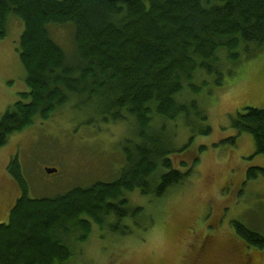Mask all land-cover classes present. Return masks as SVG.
I'll return each mask as SVG.
<instances>
[{
  "label": "trees",
  "instance_id": "trees-1",
  "mask_svg": "<svg viewBox=\"0 0 264 264\" xmlns=\"http://www.w3.org/2000/svg\"><path fill=\"white\" fill-rule=\"evenodd\" d=\"M10 16L24 24L17 51L28 91L1 116L0 147L34 118H49L73 98L75 109L90 110L104 123L131 121L139 140L124 146V167L116 180L53 198L27 197L13 158L8 169L23 192L8 221L0 223V264H69L68 239L81 231L78 239L84 241L92 224L104 227L108 219L112 231L124 234L122 221L143 213L127 206L126 192L162 197L186 183L199 160L184 172L174 167L167 129L152 121L188 114L175 96L185 86L199 90L193 83L198 71L221 75L220 53L236 63L264 48V0H0V38L7 35ZM52 26L72 29L70 57L52 39ZM190 110L206 119L196 102ZM231 126L251 134L255 154L264 155V106L242 108ZM259 173L264 169L252 167L247 176ZM233 224L247 245L264 247V236Z\"/></svg>",
  "mask_w": 264,
  "mask_h": 264
},
{
  "label": "rangeland",
  "instance_id": "rangeland-1",
  "mask_svg": "<svg viewBox=\"0 0 264 264\" xmlns=\"http://www.w3.org/2000/svg\"><path fill=\"white\" fill-rule=\"evenodd\" d=\"M23 28L21 19L10 16L7 35L0 38V118L20 92L28 91L17 51ZM50 33L70 57L72 29L52 26ZM219 57L221 75L198 71L193 83L199 90L185 86L175 96L188 114L152 121L167 129L174 167L184 172L198 157L190 179L159 198L139 190L126 192L127 206L141 207L143 213L134 221H122L124 234L112 231L107 222L113 220L108 219L104 227L92 224L86 240L78 239L81 231L68 239L69 264H264V247L247 245L233 224L264 236V174L247 176L252 167L264 169V155L255 154L251 134L231 126L242 108L264 106V48L251 57L242 55L236 63L228 62L223 52ZM76 100L45 120L34 118L0 147V223L8 221L23 192L8 169L13 158L31 199L53 198L120 176L124 146L139 140L136 127L131 121L104 123L90 110L75 109ZM191 102L204 112V121L192 113ZM206 127L210 131L205 133ZM47 168L56 172L47 173Z\"/></svg>",
  "mask_w": 264,
  "mask_h": 264
},
{
  "label": "water",
  "instance_id": "water-1",
  "mask_svg": "<svg viewBox=\"0 0 264 264\" xmlns=\"http://www.w3.org/2000/svg\"><path fill=\"white\" fill-rule=\"evenodd\" d=\"M46 171H47V173H54V172H56V169L55 168H47Z\"/></svg>",
  "mask_w": 264,
  "mask_h": 264
}]
</instances>
